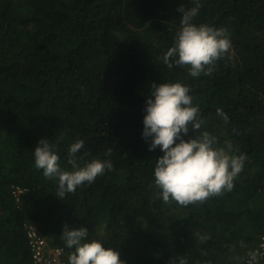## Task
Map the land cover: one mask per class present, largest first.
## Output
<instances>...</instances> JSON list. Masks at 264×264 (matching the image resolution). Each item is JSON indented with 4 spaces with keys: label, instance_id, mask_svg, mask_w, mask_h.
Here are the masks:
<instances>
[{
    "label": "trees",
    "instance_id": "16d2710c",
    "mask_svg": "<svg viewBox=\"0 0 264 264\" xmlns=\"http://www.w3.org/2000/svg\"><path fill=\"white\" fill-rule=\"evenodd\" d=\"M194 23L231 48L198 77L161 57L194 0H0V264H31L27 231L63 249L64 224L115 248L125 264H247L264 234V0H199ZM186 84L215 147L244 158L230 190L182 205L152 175L159 148L141 137L152 82ZM220 108L225 121L217 115ZM42 138L67 163L110 160L92 183L57 196L34 164ZM111 151H108V150ZM26 189L17 198L14 188Z\"/></svg>",
    "mask_w": 264,
    "mask_h": 264
},
{
    "label": "clouds",
    "instance_id": "9594fccd",
    "mask_svg": "<svg viewBox=\"0 0 264 264\" xmlns=\"http://www.w3.org/2000/svg\"><path fill=\"white\" fill-rule=\"evenodd\" d=\"M199 8V0H194L193 7L176 9L180 13V28L174 43L161 57L169 68L187 64L192 77L210 72V66L231 48L225 29L193 22ZM216 112L227 121L222 109L217 108ZM143 113L141 137L147 142L149 151L158 147L162 153L156 158L152 173L162 200L171 198L186 205L232 188L233 178L241 171L244 158L215 147L216 137L207 130H201L199 135H188L189 130L193 133L201 129L203 118L199 115V107L193 104L186 84L180 81L152 82ZM84 143V140L77 139L70 144L67 156L70 169L61 167L60 156L48 138L35 144L34 164L46 177L57 180L59 197L75 191L85 182L92 183L105 169L112 168L111 161L104 159H92L83 166L79 165L77 154ZM61 234L66 247L72 249L68 264H125L115 248L100 240L89 239L87 226L64 224ZM247 255L249 264H258L260 253L251 251ZM179 264H183L182 259Z\"/></svg>",
    "mask_w": 264,
    "mask_h": 264
},
{
    "label": "built area",
    "instance_id": "2783aa9c",
    "mask_svg": "<svg viewBox=\"0 0 264 264\" xmlns=\"http://www.w3.org/2000/svg\"><path fill=\"white\" fill-rule=\"evenodd\" d=\"M26 189L14 188V196L17 197L24 192ZM28 243L31 249V264H64L61 259L63 255V249L60 247H49L46 240L38 234L35 230L29 229L27 231ZM261 255L259 256L258 264H264V234L259 238V244L253 250ZM250 258L247 259V264H249ZM252 264H257V262H252Z\"/></svg>",
    "mask_w": 264,
    "mask_h": 264
}]
</instances>
